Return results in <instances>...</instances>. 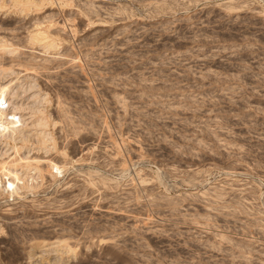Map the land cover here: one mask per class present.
<instances>
[{"label":"rangeland","instance_id":"1","mask_svg":"<svg viewBox=\"0 0 264 264\" xmlns=\"http://www.w3.org/2000/svg\"><path fill=\"white\" fill-rule=\"evenodd\" d=\"M30 1L0 0V264H264V0Z\"/></svg>","mask_w":264,"mask_h":264},{"label":"bare ground","instance_id":"2","mask_svg":"<svg viewBox=\"0 0 264 264\" xmlns=\"http://www.w3.org/2000/svg\"><path fill=\"white\" fill-rule=\"evenodd\" d=\"M13 1V3H15V4H17V3H19L20 5H22V6H29V5H31L32 3H31V1L30 0H12ZM46 35V34H45ZM44 35V36H45ZM47 37V36H46ZM45 38V37H44ZM42 36H41V34L39 33H34V34H31L30 36H29V41L30 42H37V41H39V40H41V39H44ZM48 42V41H47ZM53 42V41H52ZM55 42V41H54ZM1 43V42H0ZM35 44V43H34ZM54 44V43H53ZM46 45L47 46H52V43L51 42H49V43H46ZM55 46V45H54ZM2 47H3V45H2ZM5 48V47H4ZM0 49H2V48H0ZM10 51V50H9ZM4 71V70H3ZM2 72V71H1ZM5 72V71H4ZM9 72V71H8ZM5 86V85H4ZM32 86V85H31ZM34 87V85L32 86V88ZM2 88V87H1ZM1 88H0V91H1ZM4 89V88H3ZM2 89V90H3ZM9 89V88H8ZM6 90V89H5ZM33 90V89H32ZM3 92V91H2ZM1 92V93H2ZM8 92V91H7ZM4 94V93H3ZM35 94V93H34ZM33 94V95H34ZM14 95H15V93H14ZM2 96V95H1ZM35 96V98H37V97H39V95L37 94V95H34ZM33 96V97H34ZM32 97V98H33ZM43 98V97H42ZM34 99V98H33ZM39 99V98H38ZM40 100V99H39ZM34 101V100H33ZM0 108H1V106H0ZM2 109V108H1ZM0 109V113H2L1 110ZM17 109V108H16ZM19 110H20V108H19ZM36 115H38V117H37V119H36V121H35V125L37 126H41V125H44V121L45 120H43V118L41 117L42 115H41V111L40 110H38V109H36ZM2 115V114H1ZM39 115H41V116H39ZM0 120H1V118H0ZM14 122V121H13ZM5 124V123H4ZM20 131H21V139L22 140H26V138H28V135H24V130H23V128H21L20 129ZM26 137V138H25ZM39 140L40 141H42L43 143H45L46 141H48V140H50L49 138H48V135H40V137H39ZM51 141V140H50ZM45 145V144H44ZM48 148V147H47ZM25 158V157H24ZM29 158V157H28ZM26 159H27V157H26ZM25 159V160H26ZM38 158H36V160H37ZM27 161V160H26ZM29 161H30V159H29ZM37 162V161H36ZM35 163V162H34ZM6 170H8V169H5L3 166H2V168H1V172H0V174H5L6 173ZM14 175L15 174H13V176L12 177H8V178H10L9 179V183H10V186L12 187V189H15L16 188V183H17V181L16 180H18L19 178L21 179V177L19 176V175H16L15 177H14ZM19 179V180H20ZM39 243H40V241H39ZM39 243H35L36 245H40ZM43 243V242H42ZM36 245H34V246H36ZM48 249H50V250H53V251H56V252H58L59 254H62V253H65V254H67V253H69L70 255L71 254H73L74 255V250L67 244V243H65V240L63 241V240H59V241H55L54 243H51L50 244V246H49V248ZM68 255V254H67ZM61 256V255H60ZM59 256V257H60ZM61 258V257H60Z\"/></svg>","mask_w":264,"mask_h":264}]
</instances>
